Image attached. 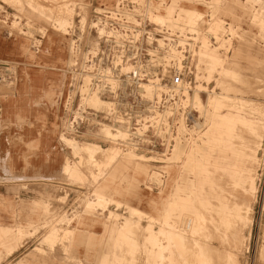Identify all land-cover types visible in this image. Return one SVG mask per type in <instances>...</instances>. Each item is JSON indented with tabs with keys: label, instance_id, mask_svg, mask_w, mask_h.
<instances>
[{
	"label": "rangeland",
	"instance_id": "rangeland-1",
	"mask_svg": "<svg viewBox=\"0 0 264 264\" xmlns=\"http://www.w3.org/2000/svg\"><path fill=\"white\" fill-rule=\"evenodd\" d=\"M117 1L0 0V140L57 164L46 174L4 170L7 155L1 147L0 217L10 215L13 229L0 231V264H264V111L253 108H264V81L251 69L264 65L254 51L264 53V0H152L157 20L190 25L201 21L197 28L202 30L209 17L217 24L212 30L230 25L233 33L230 52L224 45H206L198 53L202 77L188 101L200 112L204 127L191 132L192 125L186 133H176L172 149L164 154L123 148L118 140L127 137L125 132L108 125L82 139L60 137V105L72 61L73 38L67 31L78 15L89 22L93 10ZM211 52L219 59L214 70L207 68L206 54ZM249 62L251 67L245 68ZM225 90H230L228 96ZM225 96L227 103H216ZM236 98L245 103L240 109ZM89 104L104 106L97 98ZM228 115L240 121L222 142L220 126ZM23 126L33 132L29 142L15 132L14 127ZM103 129L112 136L101 134ZM67 142L118 150L115 166L126 167L114 181L121 192L100 190L110 180L109 168L101 172L86 164L81 166L85 180H78L73 171L80 155ZM128 153L136 161L140 156L155 161H147L146 171L138 175L136 165L124 159ZM251 180L255 196L251 210H243L246 220L241 223L238 209L248 200L243 187ZM164 190L168 200L159 197ZM140 197L156 202L149 206L148 198ZM127 217L134 221L128 231L123 225ZM202 217L205 229L199 228ZM87 218L104 225V235L92 233L93 227L83 223ZM143 227L152 228L156 239L148 240ZM193 251L203 255L195 259Z\"/></svg>",
	"mask_w": 264,
	"mask_h": 264
},
{
	"label": "built area",
	"instance_id": "built-area-1",
	"mask_svg": "<svg viewBox=\"0 0 264 264\" xmlns=\"http://www.w3.org/2000/svg\"><path fill=\"white\" fill-rule=\"evenodd\" d=\"M151 1L118 0L93 10L85 25L76 17L69 30L73 60L61 99L60 137L82 139L108 125L125 132L118 140L123 148L164 154L178 128L199 118L186 94L202 77L200 35L157 20ZM209 39L216 46L214 36ZM94 98L104 106L92 107Z\"/></svg>",
	"mask_w": 264,
	"mask_h": 264
},
{
	"label": "bare ground",
	"instance_id": "bare-ground-1",
	"mask_svg": "<svg viewBox=\"0 0 264 264\" xmlns=\"http://www.w3.org/2000/svg\"><path fill=\"white\" fill-rule=\"evenodd\" d=\"M152 2V1H151ZM166 3V2H165ZM152 3H150L151 5ZM152 8V7H151ZM155 13V12H154ZM204 19V17H203ZM213 19H211V21H206V24H204V26L202 27L203 29L202 30H198L197 26L200 24V22L197 24V23H193L192 25H190L189 23H175V22H172L171 21V18L168 19L167 21L171 24H181L184 28H188L189 30L193 31V32H196V33H199L200 31H204V33L202 34V38H201V47H200V50L205 47L206 45H208L209 47H214V48H220L224 45V49H228L232 43L231 41L233 40V33L231 31V27L229 25V27L225 30L224 29V26L220 25L221 26V30L216 32L215 29L212 30L213 28H215V26L217 25L216 22H214V20L212 21ZM83 21V18L81 19V22ZM161 21V20H160ZM217 21V20H216ZM220 21V20H218ZM223 23V21H220ZM87 23V18L85 19V23L82 22L83 25H85ZM61 28V27H60ZM71 29V28H70ZM70 29H68V34L70 35ZM61 31V30H60ZM210 35H213L215 40H216V46H213L210 42ZM201 37V36H200ZM56 38H58V36H54L53 40L56 42ZM207 39V40H206ZM60 42V41H59ZM59 42H56L59 44ZM71 45H72V41H71ZM207 46V47H208ZM228 47V48H227ZM230 49V48H229ZM199 50V52H200ZM232 49L230 50H227V51H231ZM208 56V60H209V67H207L208 69H211V70H214L215 66L219 63V59L216 57V55L211 52V53H208L206 54ZM71 56H72V60H73V50L71 48ZM201 59V58H200ZM199 59V56H198V60ZM207 61V60H206ZM200 62V61H199ZM204 62V61H203ZM72 63V61H71ZM208 65V63H206ZM263 65V64H262ZM253 71H254V67L251 68ZM213 72V71H212ZM26 76H27V73H25ZM24 74V75H25ZM210 75V74H209ZM225 75V74H224ZM237 75V74H236ZM257 75V74H256ZM47 80H50L51 81V75L50 74H46L44 76ZM31 78H32V75H31ZM54 78V76H53ZM33 80V79H32ZM53 81V79H52ZM210 81V80H209ZM258 83V82H257ZM227 89V87H226ZM229 89V88H228ZM232 89V88H230ZM230 90H225V94L226 93H229ZM232 91V90H231ZM194 92V91H193ZM227 96L229 94H226ZM225 96L221 102L218 101L216 102L217 104L219 105H223L225 103H227V99L228 97ZM186 97H187V103H191L188 101V98H189V94H186ZM197 99H199V96H196ZM234 99V98H233ZM238 104V108H242L244 106V102H242L241 99L239 98H236L235 99ZM245 101V100H244ZM96 102V101H95ZM249 102V101H248ZM247 103V102H246ZM248 105V104H247ZM193 106V105H192ZM200 106V105H199ZM194 107V106H193ZM222 107V106H221ZM195 108V107H194ZM248 108V107H247ZM254 108V112H261V111H264V108H255V106L253 107ZM196 109V108H195ZM246 109V108H245ZM198 110V109H196ZM199 113V118L197 120H195L194 122V126L192 128V130H189L191 132H194L196 130H200L204 127V119L202 118V122L200 121L201 119V116H200V112L197 111ZM240 112V111H238ZM246 112V111H245ZM240 114V113H239ZM254 115H257L256 113H253ZM252 116V115H251ZM238 117V116H237ZM240 121L239 119L236 118V116L234 115H228L226 116V118L224 119L223 123L221 124V131H220V134H221V137L220 139L222 140V142H226L230 139L231 135H232V132L234 130V126H236L237 122ZM243 123H248L252 126H262V124L258 123V122H254V121H251V120H243L242 121ZM264 127V125H263ZM98 130V129H96ZM90 131L89 133H92V135L95 134V131ZM117 131V130H116ZM187 132V128L184 126V125H181L179 128H178V134L180 133H186ZM88 133V134H89ZM114 133V132H113ZM101 134L105 135V137L109 136L110 135V132L109 130L107 129H103L101 131ZM122 134V133H121ZM217 134V133H216ZM263 134V133H262ZM112 136V135H110ZM263 136V135H262ZM122 137V136H121ZM262 139V138H261ZM118 140V139H117ZM117 142V141H116ZM70 144V142H67ZM260 143V141H259ZM114 144V143H113ZM177 144V143H176ZM71 145V144H70ZM74 145V144H73ZM71 145L73 147V149H75L76 153L78 155H80V160L79 162L77 163V166L75 167L76 169L73 171L74 174L76 175V178L78 180H85V177L82 175L83 173V169L81 168V166H85L86 164H88L89 166H94V167H98L100 170L99 171H103L107 168H109L110 170V176H109V179L108 182L105 183L104 186L100 187V190L101 191H109V192H115L117 194H119L121 192V187L118 185H116L117 187L114 186V181H115V177L117 176V174L119 172H122L126 167L123 165V164H118L115 166L118 158H119V152L118 150L112 148H100L98 146H95L94 144H89V143H82V144H78V145ZM177 145H175L174 149L172 150V153L175 151V148H176ZM114 147V146H113ZM178 154H176L177 156ZM127 160V163L132 161L136 166V174L138 175H142L144 174V172L146 171V166L145 164L147 163V161H150L151 158H145L144 156H140L138 158V160L136 161V158L133 154L131 153H128L125 158ZM152 161V160H151ZM155 160H153L152 162H154ZM69 166H67L68 168ZM92 168V167H90ZM92 173V172H91ZM94 174V172H93ZM258 187V186H257ZM247 193V197H248V200H247V204L245 205V208H242V207H239L238 209V213H237V217L240 218L239 220L241 221V223H244V221L246 220V217H244L243 215V210H251V206H252V202H253V199H254V196H255V185H254V180H251L249 181L248 183H246V186L243 187ZM169 196V193L167 191H162L160 193V198L164 199V200H168ZM142 198H148V204L149 206L152 205L154 202V200H152V198L150 199L149 197H140ZM144 201V200H143ZM171 203V202H169ZM172 204L174 205V202H172ZM131 208V207H130ZM136 214H133V215H137L138 216V212L137 210H134ZM204 214H206L204 212ZM209 214V213H208ZM227 214V213H226ZM202 215V214H201ZM197 216V215H196ZM197 219V217H196ZM223 221V220H222ZM141 219L139 218L135 225L139 226L141 225ZM85 225H99L100 222L96 219V218H87L84 220L83 222ZM123 225H125L124 227L126 228V231L129 230V227L130 225H134V221H133V217L131 218H126V220L124 221ZM236 226V225H235ZM140 228V227H138ZM199 228L201 229H205L206 228V220L204 219V217H202L199 221ZM210 228V227H209ZM208 228V229H209ZM144 230H147L149 232V237H148V240H151V239H156V236H157V233H154L150 228L148 227H143ZM209 231V230H208ZM198 234H199V230L197 231ZM147 233V232H146ZM168 233V232H167ZM196 233V232H195ZM197 235V233H196ZM206 235V234H205ZM20 237V236H19ZM59 237V236H58ZM201 237V235H200ZM235 237V235H234ZM249 238V237H248ZM237 239V238H236ZM207 240V239H206ZM127 241H129V239H127ZM178 245H181L182 244V240L179 239L178 241ZM239 243V242H238ZM156 244V243H155ZM158 244V243H157ZM239 249V248H238ZM239 251V250H238ZM193 254H194V258L195 259H198L200 257V255H203V251L202 253L200 252H194L193 251ZM228 254V253H227ZM208 255V254H207ZM232 255V254H231ZM227 256V255H226ZM241 256V255H240ZM230 257V256H229ZM233 257H236V256H233ZM211 258V257H210ZM262 262V261H261ZM175 263V262H174ZM237 263V261H236Z\"/></svg>",
	"mask_w": 264,
	"mask_h": 264
},
{
	"label": "crops",
	"instance_id": "crops-1",
	"mask_svg": "<svg viewBox=\"0 0 264 264\" xmlns=\"http://www.w3.org/2000/svg\"><path fill=\"white\" fill-rule=\"evenodd\" d=\"M97 3V2H96ZM255 53H257L259 59H262L264 61V53L263 51L259 50H254ZM245 68L251 67V63L249 62L248 65H243ZM250 73H256L260 78L264 81V65H260V67H254V71L248 70ZM37 112V111H36ZM22 115L26 116V113L23 112ZM14 120H16L18 117L13 116ZM15 132L20 131L21 134L23 135V139L27 142L31 141V135H32V130L23 126V127H14ZM1 147H4V152L6 156V160L4 159L2 163V169L7 170V169H19L20 171H26L28 174L29 173H47L49 170L53 171L55 170V163L50 160L49 157H43L40 153H34L30 152L28 149H25V147L20 146V145H10L6 139L2 138V141L0 140V149ZM63 166H61L62 168ZM12 222V217L8 215L7 218L0 217V231L3 228L10 229L12 225L10 223ZM93 227L94 231L92 233L97 234L98 236L104 235V225H90ZM19 227H24L25 226H19ZM17 227V228H19ZM91 233V232H88Z\"/></svg>",
	"mask_w": 264,
	"mask_h": 264
}]
</instances>
